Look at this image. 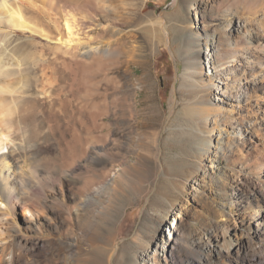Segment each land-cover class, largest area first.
<instances>
[{"label": "rangeland", "instance_id": "374dc122", "mask_svg": "<svg viewBox=\"0 0 264 264\" xmlns=\"http://www.w3.org/2000/svg\"><path fill=\"white\" fill-rule=\"evenodd\" d=\"M50 1L53 5L45 7L44 0H19L25 18L50 36L35 38L25 30L17 37L23 46L13 57L24 66L26 93L13 133L21 139L28 132V141L38 143L35 168L40 178L52 172L53 179H42L39 186L48 214L40 231H16L14 225L22 228L26 218L22 209L14 222L9 215L0 222L8 251L18 256L13 264H167L168 258L174 264H264V254L252 258L254 248L247 245L249 252L245 247L241 258L224 256V238L254 225L244 214L241 224L232 214L234 204L254 191L264 195V93L248 85L254 80L264 90V0ZM66 9L93 27L82 34L93 42L112 38V30L95 20L113 15L114 24L136 34L135 50L127 55L113 48L108 56L63 45L59 38L66 33ZM229 18L245 27L237 30ZM213 28L227 44L218 51L221 60L241 54L232 69L236 93L245 96L231 113L235 122L229 123L254 125L229 141L222 133L229 145L211 148L198 159L191 153L198 122L187 119V110L190 100L203 108L204 100L181 82V74L188 62L209 72L211 50L192 53L186 46L190 32L204 35ZM15 77L10 81L16 83ZM204 129L211 130L209 125ZM174 218L175 228L169 224ZM168 227L177 239L165 252L159 239ZM257 235L258 245L264 235ZM210 242L223 257L208 252Z\"/></svg>", "mask_w": 264, "mask_h": 264}, {"label": "bare ground", "instance_id": "6f19581e", "mask_svg": "<svg viewBox=\"0 0 264 264\" xmlns=\"http://www.w3.org/2000/svg\"><path fill=\"white\" fill-rule=\"evenodd\" d=\"M47 5L51 7L53 5L52 1L44 0V6L48 7ZM23 10L25 11V9H22V5L19 0H0V222L8 219L5 217L3 218L5 215H9L11 217V221L14 222L15 214L19 209H22L23 214L26 217L24 219V225L22 228H17L16 225L14 226L18 232L25 231L26 233H29L40 231L43 222L47 220V210L41 200L43 190L39 189V186L42 182H44V180L49 179L50 181V179H53V173L50 172L51 174H46V172V176H44V174L40 178L37 172L40 170H36L35 168V165L39 162L37 161L38 158L35 162L38 152L34 155V150L38 149V143L33 144L28 141V132H25L21 139L13 133L12 122L15 114L19 110L20 99L24 98L26 93V89H24L25 84L22 82L24 81L22 78L24 75V66L20 61L21 59L13 57V51H15L16 48L23 46L17 37L24 34L25 30H29L35 34V38H49L50 35L48 36L46 34V29H38L39 27L37 28V26L31 24L25 18ZM66 10H64L65 14H63V24L66 33L63 34V32L61 38H59L63 45H66L69 48H73V46L78 45V48L82 49V52L86 54L89 52L91 53V51H103L108 56H110L109 53L112 52L113 48L118 49L122 54L126 53L127 55H131L135 50L136 34L129 27L122 28L121 26L114 24L115 18L113 15H100L95 20L97 25L105 28V31L107 29L112 30L110 31L112 38L108 37V40L102 42H93L92 40L82 39V34L84 33L83 30L87 27H85L86 23L77 18L73 10ZM120 16L121 15L118 17ZM53 21L57 25L60 24L57 19H54ZM228 21V24L236 27L237 30H241V28L245 27V23L241 20H238L237 22L236 19L229 18ZM87 28V31H90L93 27L90 25ZM136 28L138 27L136 26ZM15 29L19 30L16 31ZM218 35L219 32L216 28H213V31H211V29L206 31L204 35L197 31L190 32L187 37V52H199V50L201 51V49L205 47L206 49H210L212 51L207 52L209 55L207 58L209 60H212L213 58L214 61H210V70L206 73L201 70H196L194 65H191L187 61L188 63L186 64L185 70L183 74H181V82L183 84H190L193 86L195 91L201 94L204 100V108L203 103L199 104V100L198 103L190 100L189 103H193L189 105L187 110V119L192 122L197 120L198 122V128L195 132L197 140L193 145V152L191 151V153H194V156L198 159L201 158V154L203 155V152H208L211 148H214L217 151L218 149H222L223 145L225 146L228 144L224 141L223 137H221L222 133H227L229 141L240 135H245L250 131L249 129L251 126L254 125V123L250 121L243 124L229 123V121L235 122V120L231 118V113L236 112V108L238 107L237 103L245 96L244 94H242L244 96H241V94L236 93V71H233L232 69V67L236 68V66L240 63L238 57H240L241 54H232V57L227 61H223V59L221 60L222 57L220 56L219 58L218 51L222 49V46L227 44H224L223 37H218ZM230 43H233V39H229V44ZM66 46L63 47L66 48ZM197 58L194 59V62L196 61V63ZM11 60H13L12 63ZM8 61H10V63ZM48 68L51 67L45 66L44 69L46 70ZM220 71L223 72V77L217 79L219 74H222ZM12 75H14V77L16 76V83L15 81H10V76ZM224 79L227 81L224 82ZM217 80L220 84L216 83ZM248 85L251 86V88L261 90V92L264 93L263 86L259 85L257 81L254 82L253 80L251 83L248 82ZM213 90L215 91V95H213ZM44 93L49 94L47 92ZM256 97L258 99L260 95ZM192 104L195 105L191 106ZM222 111H226L227 114H223ZM216 113L220 115L223 114L221 115L222 118H216ZM224 120L227 121V123L223 122ZM208 125L209 129H211L210 132L204 129L208 127ZM52 131L55 132L54 128ZM215 131L218 133L217 137L214 135ZM215 138L216 142L214 141ZM88 147L83 150V157L88 155ZM157 152L159 154V150ZM93 153L96 155L97 152L95 151ZM97 157L98 156H96V158ZM90 158L94 161L96 160L94 156ZM31 159L32 161H30ZM33 161L36 163L35 165ZM199 161L200 160H198V162ZM201 164L202 163H200V167L202 166ZM42 179L44 180L42 181ZM255 207H257V209H255ZM232 214L240 219L241 224L245 223L243 220L244 214V218L247 217L250 219L247 224L254 225L252 227L248 225L247 231L243 228L240 230L236 229L232 232L230 238H224V244L228 248L227 254L224 256L227 258L235 255L238 258H241L246 245L254 248L252 249L253 251H251L252 255H254L252 258H256L257 252L264 254V239L263 243L259 242L260 244L258 245L256 244L258 242H255V237L258 236L257 234L264 235V195H261V193L257 191L250 193V195L246 197V200L234 204ZM175 223H177L175 218L173 223L169 222V224H172L173 228H175ZM1 225L2 224H0V264L3 262L13 264L18 256L15 254L14 250L8 251L7 241L3 239L4 237H1V233L3 231ZM8 230L9 229H7V231ZM166 232L168 233V236L165 235ZM160 234L161 238L159 240L162 243V248L165 252H167L170 249L171 242L174 240L176 241L177 237L171 227L162 228ZM209 244V248L211 249H209L208 252L211 251L214 252L217 257H223L221 252L222 249L220 247H217L216 244L211 242ZM246 248L247 251L245 252L248 253L250 248ZM165 260L167 264H174V261L169 258ZM200 264H209V262L205 263L204 261H201Z\"/></svg>", "mask_w": 264, "mask_h": 264}]
</instances>
